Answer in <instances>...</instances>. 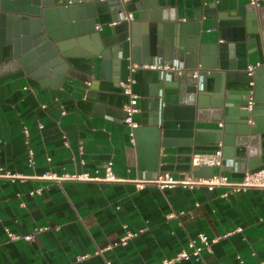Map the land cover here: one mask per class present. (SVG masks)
<instances>
[{"label": "crops", "instance_id": "crops-1", "mask_svg": "<svg viewBox=\"0 0 264 264\" xmlns=\"http://www.w3.org/2000/svg\"><path fill=\"white\" fill-rule=\"evenodd\" d=\"M199 2L169 3L178 7L182 20L186 12L200 7ZM215 2L212 18L250 6V0ZM210 3L214 0H206L204 8ZM256 9L258 38L264 47V2ZM128 11L138 19L135 1L128 3ZM212 18L204 20L205 28L212 27ZM96 22L101 37L115 34L113 24ZM219 28L204 31L202 42L220 40ZM132 46L129 38L123 43L121 69H112L110 76L101 73L97 78L90 73L92 65L81 59V69L69 73L75 83L59 88L41 83L24 69L0 77V264H160L188 248L189 240L201 232L219 238L212 251L178 264H264V188L233 192L226 186L161 188L150 181L166 172L181 180L206 178L193 176L192 156L209 150L189 146L188 135L196 128L224 126L198 119L186 72L165 86L157 70L140 68L132 74L139 95L134 130L123 116L95 107L101 103L117 109L124 103L122 82L130 75ZM248 59L249 68H255L259 53H250ZM156 93L165 109L161 133L153 121ZM254 120L251 117L248 123ZM259 147L264 151V136ZM249 159L237 162L224 157L225 163L215 172L241 181L245 171L264 165L250 169ZM46 174L90 178H43ZM110 174L115 180L104 179ZM38 227L46 229L36 231ZM128 232L136 235L120 244ZM32 233V240L12 238ZM81 255L87 257L78 260Z\"/></svg>", "mask_w": 264, "mask_h": 264}, {"label": "water", "instance_id": "water-1", "mask_svg": "<svg viewBox=\"0 0 264 264\" xmlns=\"http://www.w3.org/2000/svg\"><path fill=\"white\" fill-rule=\"evenodd\" d=\"M131 1L139 11L137 20L121 18L128 4L119 0H0V77L24 69L41 83L59 88L75 83L69 73L81 69V59L92 65L90 73L97 78L101 73L110 76L112 69H121L120 52L129 38L133 63L153 62L157 56L167 62L184 61L186 87L190 101L197 103L198 119L223 122L220 129L196 128L188 135L189 146L220 150L223 158L237 162L249 157L250 169L262 165L264 151L259 144L264 120L257 118L264 116V105L247 108L251 90L255 102L264 101V47L258 38L261 33L256 7L250 3L212 18L216 0L208 8H204L206 0H200V7L192 14L186 12L180 20L178 7L170 5V0ZM207 18L213 19L210 28L204 27ZM96 19L101 25L114 23L115 34L101 37ZM217 25L220 40L202 42L203 32ZM255 51L260 62L250 74L248 57ZM152 96L153 121L158 126L155 131L161 133L165 109L161 96ZM125 97L117 109L101 103H95V107L124 118L123 109L129 102V96ZM86 99L90 100L88 96ZM251 117L254 124L248 123ZM155 143L158 148V141ZM215 171V166L198 165L193 167V176L212 177Z\"/></svg>", "mask_w": 264, "mask_h": 264}, {"label": "built area", "instance_id": "built-area-1", "mask_svg": "<svg viewBox=\"0 0 264 264\" xmlns=\"http://www.w3.org/2000/svg\"><path fill=\"white\" fill-rule=\"evenodd\" d=\"M123 4H128L131 0H119ZM264 0H250V3L255 7L259 8L262 6ZM121 18L123 20H130L134 18V14L131 11H124L121 14ZM114 24V23H110ZM153 69L157 70L160 74V79L162 81L172 80L177 76H182L186 72V68L184 66V61L180 59H174L171 62L165 61V59L161 56H157L154 58L153 62H143V63H132L129 66L130 75L126 78L124 82H122V88L125 95L129 96V102L124 106L125 116L124 122L132 127V129H136L138 124L134 120V115L139 111L138 106V99L139 95L134 91V84L136 82L134 76L132 75L138 69ZM253 67L249 68L250 74ZM254 85L252 81L250 83ZM163 91V90H162ZM251 96L249 98V102L247 104V108L252 110L256 105V102L253 98L254 91L251 90ZM162 103V102H161ZM163 105V104H162ZM68 145V143H67ZM30 163H34V153L30 150ZM192 164L193 166L198 165H207V166H215L216 168L223 166V155L222 151H202L193 153L192 156ZM8 175V174H6ZM43 178L47 179H89V176L86 175H66L62 177H57L55 175H43ZM104 179L107 180H115L113 174L107 175ZM153 183H157L161 188L165 187H173L176 185H207L209 188H214L216 186H226L230 189V191H242L246 190L250 187L256 188H264V165L256 170H247L244 173V178L241 181H234L232 180L227 174L220 171L218 173H214L212 177L207 178H198V179H176L170 173L166 172L161 174L155 180H150ZM145 183L138 182V186L143 187ZM180 213H183L181 211ZM46 229V227H38L36 231H42ZM134 232H128L125 237L121 239L119 242L122 245H126L128 240L135 236ZM14 239H21L25 238L27 240H32L34 238V234H28L26 236L14 235L12 236ZM219 238H210L206 233H199L197 237L191 238L188 242V248L183 249L177 255L172 258H168L163 260L160 264H178L184 259H190L191 257L199 258L202 256L204 250L212 251V245L216 242ZM87 255L78 256V260H82L86 258ZM111 264V263H108Z\"/></svg>", "mask_w": 264, "mask_h": 264}]
</instances>
